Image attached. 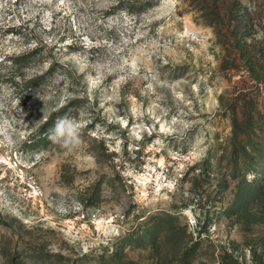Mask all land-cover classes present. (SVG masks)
<instances>
[{
  "label": "rangeland",
  "instance_id": "obj_1",
  "mask_svg": "<svg viewBox=\"0 0 264 264\" xmlns=\"http://www.w3.org/2000/svg\"><path fill=\"white\" fill-rule=\"evenodd\" d=\"M0 264H264V0H0Z\"/></svg>",
  "mask_w": 264,
  "mask_h": 264
},
{
  "label": "clouds",
  "instance_id": "obj_2",
  "mask_svg": "<svg viewBox=\"0 0 264 264\" xmlns=\"http://www.w3.org/2000/svg\"><path fill=\"white\" fill-rule=\"evenodd\" d=\"M49 139L71 150L82 143V129L76 120L65 114L49 129Z\"/></svg>",
  "mask_w": 264,
  "mask_h": 264
},
{
  "label": "trees",
  "instance_id": "obj_3",
  "mask_svg": "<svg viewBox=\"0 0 264 264\" xmlns=\"http://www.w3.org/2000/svg\"><path fill=\"white\" fill-rule=\"evenodd\" d=\"M247 171H250V172H251V171H252V169L250 168V169H248Z\"/></svg>",
  "mask_w": 264,
  "mask_h": 264
}]
</instances>
